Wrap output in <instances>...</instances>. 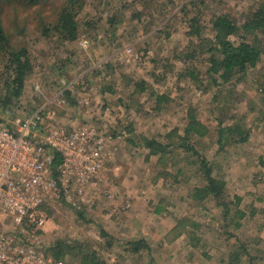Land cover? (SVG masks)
<instances>
[{"label": "rangeland", "instance_id": "rangeland-1", "mask_svg": "<svg viewBox=\"0 0 264 264\" xmlns=\"http://www.w3.org/2000/svg\"><path fill=\"white\" fill-rule=\"evenodd\" d=\"M263 1L84 0L76 16L79 36L67 41L49 26L65 0L35 4L0 0V18L10 44L25 48L31 63L9 114L2 103L9 74L6 56L0 52V121L22 117L41 104L34 84L51 96L70 81L82 79L86 89L74 87L79 96L88 97V106L75 105L69 96L66 105L56 109L59 120L73 114L78 123L92 122L120 135L115 137L114 178L106 174L100 192L103 199L108 195L105 189L113 194L109 204L115 203L121 212L114 215L140 223L131 229L133 238L116 242L98 218L110 213L108 207L97 202L78 211L63 201L54 202L45 224L46 242L75 248L52 264H80L78 248L87 247L106 264H264V55L242 81L214 85L207 71L209 53L195 46L200 38H213L211 20L216 16L227 14L241 25ZM193 23L200 36L190 34ZM81 39L88 40L86 47L80 46ZM184 51L192 55L182 63L178 54ZM140 81L146 89L132 93ZM109 88L112 93L107 94ZM157 94L165 96L158 105ZM189 112L207 127V133L194 140L195 147L213 163V174L224 179L230 197H241L237 208L246 216L239 228L224 219L214 202L192 198L193 187L202 185L204 178L191 151L176 146L158 163V156L133 141L147 136L167 142L173 129L182 135ZM219 122L243 124L247 140L219 148ZM115 181L121 188H107ZM126 199L130 206L124 209ZM234 210L232 205L231 215ZM139 238L148 242L149 251L125 250L126 242ZM236 251L243 252L237 262Z\"/></svg>", "mask_w": 264, "mask_h": 264}, {"label": "built area", "instance_id": "built-area-1", "mask_svg": "<svg viewBox=\"0 0 264 264\" xmlns=\"http://www.w3.org/2000/svg\"><path fill=\"white\" fill-rule=\"evenodd\" d=\"M79 44L86 47L88 40ZM75 84L86 89L76 78L48 96L36 83L41 104L22 117L0 121V264H52L45 237L49 208L57 201L78 211L91 208L101 189L116 136L98 124L78 123L73 114L59 120L56 109L69 96L77 106L89 104Z\"/></svg>", "mask_w": 264, "mask_h": 264}, {"label": "trees", "instance_id": "trees-1", "mask_svg": "<svg viewBox=\"0 0 264 264\" xmlns=\"http://www.w3.org/2000/svg\"><path fill=\"white\" fill-rule=\"evenodd\" d=\"M11 1V0H7ZM29 4L40 3L45 0H26ZM84 0H65L60 8L56 19L49 24L52 30H55L62 39L73 41L79 36L77 23V13L82 8ZM213 38H200L201 41L195 44L197 48L205 50L208 55L209 66L207 68L209 78L214 85L226 83L234 80L240 82L244 78L249 68H254L261 57L264 55V42L259 36H264V1L261 2L255 10L244 20L241 25L233 22L227 14L216 16L212 20ZM45 31H49L45 28ZM190 34L200 36L198 27L193 23L190 25ZM231 36H237L236 40L230 39ZM0 52L6 56V68L9 74L5 82V92L2 103L5 105L9 114H12V106L15 99L22 93L24 79L30 71L31 63L27 50L23 47L14 48L6 35L0 18ZM181 62L185 63L191 57V52H179ZM194 77V73L190 72ZM145 82H135L133 92H143ZM110 89V88H109ZM165 96L156 95L155 102L160 103ZM187 124L183 128V134L177 133L176 129L170 131L167 142L158 140L155 137L139 136L136 144L148 150L149 155L158 156L157 162L164 160L168 154L179 146L185 150L191 151L196 156L200 171L204 178L202 185L194 186L191 196L198 201H212L222 208V214L225 220L233 222L234 227L241 226L240 220L246 216L243 210L238 207L241 197L234 195L230 197L226 191V184L223 178L216 177L213 174V163L200 154L194 144V140L204 136L207 133V127L202 120L197 119L191 112L187 117ZM175 137L178 142H174ZM248 132L243 124L230 123L223 125L218 123L217 145L222 148L225 144H236L246 141ZM140 141V142H139ZM138 142V143H137ZM60 158L55 155L54 164L58 163ZM235 206L233 215H231V206ZM159 212V210H156ZM233 219V220H232ZM105 234V232H103ZM125 250L131 253H139L142 249L150 250L148 242L143 239L129 240ZM81 243H79V246ZM65 246V250L62 248ZM48 249L54 261L60 260L65 253L72 252L74 246L55 244ZM241 250L246 251V247L240 244ZM80 249V250H79ZM80 251V264H106L104 259L90 247ZM242 251H236L235 261H240ZM250 258H253L252 255ZM253 261V260H252ZM250 264H254L250 262Z\"/></svg>", "mask_w": 264, "mask_h": 264}, {"label": "crops", "instance_id": "crops-1", "mask_svg": "<svg viewBox=\"0 0 264 264\" xmlns=\"http://www.w3.org/2000/svg\"><path fill=\"white\" fill-rule=\"evenodd\" d=\"M108 92H111L112 93V88L109 89V91H107V94H109ZM104 96H105V98L107 97L105 95V93H104ZM116 136H118V135H116ZM117 148H118V141L115 138L113 140V142L109 146V150L111 152V155L109 157V161H108V163H106V165L104 166V168L102 170V175L101 176L103 177V180H104L106 174H107V177L114 178V176L112 175L111 172H112V169H114V164H115L114 158L116 159V156H117V150H118ZM115 182L117 183V181H115ZM116 183L109 182L107 188H110L111 190H112V188H113V190H116V188H118V186H119V188H121L120 187L121 184H119V183L116 184ZM100 191H101V189H100ZM100 191H99V193L97 195V198L99 200L96 198V200H94L93 205L95 203H97V202H100L101 203L100 206L104 205V206L108 207L109 210L111 209L110 213L107 212V213H105V215H103L104 217H102L101 214L98 216L99 219H101V220L104 221L105 225H108V227H104V229H106L107 232L110 235L113 236L112 240H117L116 242H119L118 240H120V239L121 240L122 239L123 240H126V239L133 238V237H131V234L133 233V230H131V229H133V227H136V229H138L140 227V223L139 222H136V220H133V219L132 220L131 219H127V218H125V216H123V218H120V217H118V215L117 216L114 215L113 213H121V212L118 211L119 209L118 210L116 209L118 207L115 206L116 205L115 203L109 204L113 200V194L110 193L111 194V196H110L109 195V190L108 189L107 190L105 189L104 190L105 191V194L108 193V195L105 198V199L108 198V200H105V199H103L102 193ZM124 197H126V196H122V195H119L118 196V198H120V199H122ZM126 202H128L129 203V206H130V202L126 199V200L123 201V203L121 205L122 208H124V209H127L128 208V207L127 208L124 207V204ZM136 214H140V213H136ZM140 215L142 217V214H140ZM119 216L122 217V215H119ZM135 219H140V218L137 216ZM165 222L168 223L167 219H166ZM142 227L145 228V226H142ZM103 232H105V231L102 229V234H103ZM105 235H106V232H105Z\"/></svg>", "mask_w": 264, "mask_h": 264}]
</instances>
